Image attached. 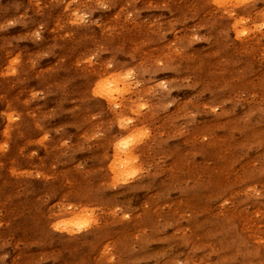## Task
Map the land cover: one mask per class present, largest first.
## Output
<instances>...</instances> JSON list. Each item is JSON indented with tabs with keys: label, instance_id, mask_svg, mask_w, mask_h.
<instances>
[{
	"label": "rangeland",
	"instance_id": "374dc122",
	"mask_svg": "<svg viewBox=\"0 0 264 264\" xmlns=\"http://www.w3.org/2000/svg\"><path fill=\"white\" fill-rule=\"evenodd\" d=\"M0 264H264V0H0Z\"/></svg>",
	"mask_w": 264,
	"mask_h": 264
},
{
	"label": "clouds",
	"instance_id": "9594fccd",
	"mask_svg": "<svg viewBox=\"0 0 264 264\" xmlns=\"http://www.w3.org/2000/svg\"><path fill=\"white\" fill-rule=\"evenodd\" d=\"M37 38H39V34H36ZM139 171V169H135L128 173V176H135L136 172ZM126 182V181H125ZM85 222H77L75 223L74 227L68 228L67 225L73 224V221H61L60 223L54 224L53 227L58 230H67V231H79L80 229L84 228L86 226Z\"/></svg>",
	"mask_w": 264,
	"mask_h": 264
},
{
	"label": "bare ground",
	"instance_id": "6f19581e",
	"mask_svg": "<svg viewBox=\"0 0 264 264\" xmlns=\"http://www.w3.org/2000/svg\"><path fill=\"white\" fill-rule=\"evenodd\" d=\"M100 84V83H99ZM116 89V88H115ZM108 92V91H107ZM112 93V92H111ZM110 95V94H109ZM129 160V159H128ZM120 171V170H119Z\"/></svg>",
	"mask_w": 264,
	"mask_h": 264
}]
</instances>
